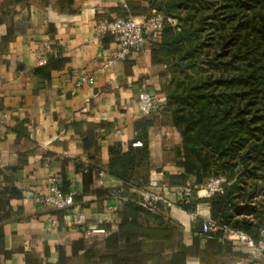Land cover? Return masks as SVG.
Returning <instances> with one entry per match:
<instances>
[{"label": "crops", "instance_id": "crops-1", "mask_svg": "<svg viewBox=\"0 0 264 264\" xmlns=\"http://www.w3.org/2000/svg\"><path fill=\"white\" fill-rule=\"evenodd\" d=\"M152 11L147 0H0V264H255L231 242L198 236L211 216L204 185L194 189L196 218L191 205L150 213L133 200L139 188L109 173L112 151L142 145L134 124L143 116L153 119L150 156L135 172L143 187L181 171L171 113L138 106L144 92L165 98L167 66L150 50L105 67L119 46L98 31L101 20ZM45 43L55 52L39 65ZM83 76L91 80L74 92ZM53 176L75 191L72 206L33 201Z\"/></svg>", "mask_w": 264, "mask_h": 264}, {"label": "trees", "instance_id": "trees-1", "mask_svg": "<svg viewBox=\"0 0 264 264\" xmlns=\"http://www.w3.org/2000/svg\"><path fill=\"white\" fill-rule=\"evenodd\" d=\"M147 1L178 21L165 25L151 51L170 73L164 109L181 171L167 173L169 183L224 178V193L209 198L211 217L257 238L264 228V0ZM152 123L143 116L134 124L141 146L112 151L109 173L127 188L147 182L135 172L150 156Z\"/></svg>", "mask_w": 264, "mask_h": 264}, {"label": "built area", "instance_id": "built-area-1", "mask_svg": "<svg viewBox=\"0 0 264 264\" xmlns=\"http://www.w3.org/2000/svg\"><path fill=\"white\" fill-rule=\"evenodd\" d=\"M169 23L173 26L178 24L175 17L168 16L162 12H154L142 21H137L133 17L117 16L111 20H101L98 24L100 37H113L118 43V51L116 57L108 60L105 67L109 66L116 59L125 60L133 54H141L152 51L155 44L161 41L162 33L165 25ZM45 53L40 55L38 59L39 65H45L50 55L55 49L48 43L44 44ZM90 77L83 76L77 83L75 92L79 87L88 83ZM165 99L144 92L138 102L139 109L144 114L154 111H162L165 108ZM167 133V136H170ZM136 142L135 145H140ZM225 179L215 177L204 184V195L210 198L215 193H224ZM197 185L193 181H188L185 185L175 186L169 183L152 184L150 187H142L137 191L136 197L133 199L143 210L158 213L160 207L173 209L182 207L183 204L193 203L194 189ZM172 191H180L178 200L169 196ZM115 195H119L120 191H113ZM75 191L65 192L62 190L56 177L49 179V188L47 193L38 194L33 197V201L43 209L61 210L68 208L74 204ZM194 217L199 216L197 206L193 212ZM84 216H79V223H82ZM55 223L54 219H51ZM198 236L206 240H217L220 242H231L232 244L246 250L255 260V264H264V228H261L257 238L248 232L233 228L229 225H221L211 216L204 217L202 229L198 232Z\"/></svg>", "mask_w": 264, "mask_h": 264}, {"label": "rangeland", "instance_id": "rangeland-1", "mask_svg": "<svg viewBox=\"0 0 264 264\" xmlns=\"http://www.w3.org/2000/svg\"><path fill=\"white\" fill-rule=\"evenodd\" d=\"M156 12V9H153L152 13ZM247 264H254V261H252L250 258L247 260Z\"/></svg>", "mask_w": 264, "mask_h": 264}]
</instances>
